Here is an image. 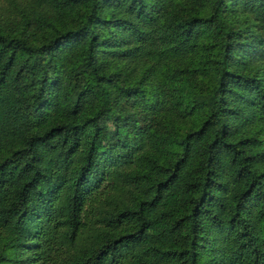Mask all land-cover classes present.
Here are the masks:
<instances>
[{
	"label": "trees",
	"instance_id": "16d2710c",
	"mask_svg": "<svg viewBox=\"0 0 264 264\" xmlns=\"http://www.w3.org/2000/svg\"><path fill=\"white\" fill-rule=\"evenodd\" d=\"M0 264H264V0H0Z\"/></svg>",
	"mask_w": 264,
	"mask_h": 264
}]
</instances>
